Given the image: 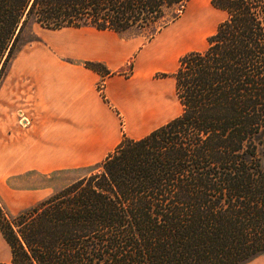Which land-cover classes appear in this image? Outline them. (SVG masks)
Segmentation results:
<instances>
[{
  "label": "trees",
  "instance_id": "16d2710c",
  "mask_svg": "<svg viewBox=\"0 0 264 264\" xmlns=\"http://www.w3.org/2000/svg\"><path fill=\"white\" fill-rule=\"evenodd\" d=\"M190 1L0 0V79L29 26L151 40ZM212 5L227 18L172 74L179 116L140 139L123 135L87 175L17 214L0 202L11 264H247L264 255V0Z\"/></svg>",
  "mask_w": 264,
  "mask_h": 264
},
{
  "label": "crops",
  "instance_id": "0c3cea01",
  "mask_svg": "<svg viewBox=\"0 0 264 264\" xmlns=\"http://www.w3.org/2000/svg\"><path fill=\"white\" fill-rule=\"evenodd\" d=\"M116 35L96 29L76 33L69 42L47 44L44 51L36 50L20 62V84L30 90L28 97H22L30 113L28 128L13 140L12 150L7 142L0 143L4 173L49 174L96 165L123 135L140 139L176 115L175 79L158 81L153 75L172 70L174 59L166 46L177 39L167 37L161 53L149 49L155 42L141 49L130 75L127 65L135 46ZM85 62L101 63L110 74L100 75L86 68ZM8 251L0 263L11 264Z\"/></svg>",
  "mask_w": 264,
  "mask_h": 264
},
{
  "label": "rangeland",
  "instance_id": "374dc122",
  "mask_svg": "<svg viewBox=\"0 0 264 264\" xmlns=\"http://www.w3.org/2000/svg\"><path fill=\"white\" fill-rule=\"evenodd\" d=\"M172 14L171 10H167L165 13L166 19H169ZM226 18L227 13L216 9L212 5V0H191L180 17L162 29L151 40L144 34L135 36L133 31L117 34V40L128 42L135 46L129 65H127L129 69L127 73L134 75L135 58L141 49L155 42L149 49L161 53L165 49L164 42L169 37L167 40L177 39L170 43L166 40L168 42L166 53H170L174 59L172 70L170 72L158 71L153 75L155 80H168L175 72L179 59L188 52L204 50L207 46V38L215 32L217 26ZM189 27L191 29H188ZM170 28L172 29L168 31ZM186 29L190 30V33L185 36ZM92 30L94 29L70 28L50 31L44 30L38 25H32L22 34L17 50L7 63L0 79V143L2 141L7 142L9 150H12V142L19 136V133L28 128L27 115L30 114L27 111V100L24 101L22 99V97L30 95V90L28 87L23 88L20 84V76H22L19 70L20 62L25 57L32 55L36 50L44 51V46L47 44L59 46L57 44L63 41L69 42L75 37L76 33L87 34L92 32ZM166 31L168 32L166 33ZM181 31L183 34H181ZM158 37L160 38L158 39ZM98 89L101 90V85L98 86ZM172 98L173 103H177V113L171 119L162 122V125L176 118L181 113L182 107L176 96L175 85ZM260 159L261 166L264 168V149L260 150ZM91 170V167H85L55 171L49 174L30 171L20 175H11L10 173H4L0 167V202L9 214H17L21 210L49 197L79 177L87 175ZM8 250V246L0 234V257L2 259L6 258L9 253ZM247 264H264V255Z\"/></svg>",
  "mask_w": 264,
  "mask_h": 264
},
{
  "label": "bare ground",
  "instance_id": "6f19581e",
  "mask_svg": "<svg viewBox=\"0 0 264 264\" xmlns=\"http://www.w3.org/2000/svg\"><path fill=\"white\" fill-rule=\"evenodd\" d=\"M187 31H188V30L186 29V30H185V32H187ZM181 34H183V32H182V31H181ZM172 112H173V111H171V113H172Z\"/></svg>",
  "mask_w": 264,
  "mask_h": 264
}]
</instances>
